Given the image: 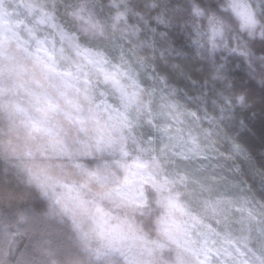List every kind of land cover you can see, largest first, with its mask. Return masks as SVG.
I'll use <instances>...</instances> for the list:
<instances>
[{"label": "snow or ice", "instance_id": "1", "mask_svg": "<svg viewBox=\"0 0 264 264\" xmlns=\"http://www.w3.org/2000/svg\"><path fill=\"white\" fill-rule=\"evenodd\" d=\"M12 3L0 0V32L16 38L33 61L30 69L12 67L15 87L0 75V120L55 134L62 141L57 147L63 161L55 170L29 165L31 147L0 144V155L50 202L47 218L41 217L21 203L13 184L0 181V238L10 247L18 236L34 234L37 244L53 249L44 264H64L61 257L76 245L86 247L95 264H264V162L258 165L238 143L241 131H251L249 122L238 118L227 98L210 99L215 93L205 91L206 82L167 63L186 52L203 55L264 85V29L257 33L264 0H184L187 24L174 29L163 17L146 20L124 0L75 5L15 0L9 11ZM65 6L84 28H98V18L124 24L156 58L133 63L135 49L123 41L113 50L89 45L79 28L62 18ZM225 24L230 26L227 42ZM67 53L94 64L125 103L111 105L107 88L85 80ZM122 81L131 89L143 86L152 101L133 149L122 130L130 126L128 108L137 103V94L125 91ZM24 85L26 102L19 99ZM205 122L200 136L185 129ZM221 136L226 159L242 157L257 186L248 185L238 164L225 168ZM146 199L160 207L156 235L134 229L131 235H113L106 229L108 205L140 208ZM202 208L221 211L225 228H199ZM57 216L71 229L60 238L49 223ZM84 217L96 226V247H88L92 233L82 230ZM177 217L188 219L179 223ZM0 264H5L3 252Z\"/></svg>", "mask_w": 264, "mask_h": 264}, {"label": "clouds", "instance_id": "2", "mask_svg": "<svg viewBox=\"0 0 264 264\" xmlns=\"http://www.w3.org/2000/svg\"><path fill=\"white\" fill-rule=\"evenodd\" d=\"M105 4L110 0H103ZM124 2L135 11L138 15L143 16L146 20H153L157 17H163L169 25L174 29L175 26H184L187 24L186 14L183 10L184 0H124ZM79 0H70V4H78ZM62 18L70 26L75 24L80 30V34L85 41L93 47L101 49L113 50L117 47V41H123L131 44L135 49L131 57L133 63L144 59H155L153 53L146 46H141L138 42V34H134L124 24H117L110 21H101L98 18L100 26L98 28H84L72 14L70 6L60 9ZM264 29V19L258 21L257 33ZM230 26L225 24V42H227V33ZM260 38V37H257ZM72 57L70 63L75 70L78 66L79 71L83 73L85 80L90 81L91 85L107 88L106 99L113 106H121L125 103L122 92L113 88L111 84H106L100 70L92 63L67 53ZM32 56L20 45L16 38L11 37L6 32H0V75H3L5 81H12L13 86H17L14 73L11 71L14 65H23L27 68L32 67ZM170 65H179L185 73L193 79L206 82L208 87L206 92H214L215 95L210 99L217 103L221 99L227 98L233 110L237 113L238 118L243 113L253 110L258 99H264V96L258 97L254 95V90L250 86L252 84L259 85L258 91L264 92V85L257 80L249 78L242 70L235 72L230 66L221 69L217 63L209 60L203 55H194L185 53L181 57H171L167 59ZM125 91L137 94V103L129 106L127 117L130 126L125 127L122 131L130 137L129 148L138 147L140 131L139 125L142 114L148 111L149 105L152 103L151 97L143 90V86L139 89H131L127 81H122ZM24 86H20V100L26 102L23 95ZM253 115L256 113L253 112ZM235 127V125H233ZM185 129L191 135L200 136L201 126L186 124ZM241 133V132H240ZM242 140L249 139L248 136H241ZM16 143L22 146L32 148V155L28 160L29 165H36L43 168L55 170L63 161V156L58 150V143L55 134L46 131L36 132L29 124H17L10 127L9 122L0 120V144ZM224 142L221 136L218 143ZM264 157V152L261 153ZM163 161L160 162L163 165ZM0 181L5 184L11 183L19 190V199L21 203L30 208L41 217L47 218L50 202L47 201L38 190L30 185L26 180L21 179L17 173L15 164L11 160H7L0 155ZM68 207L74 208L71 201H67ZM110 218L106 229L113 235L121 233L131 235V230L144 233H152L156 235L157 221L160 215V207L156 201L151 203L145 200L140 208H125L115 205H108ZM76 211H79L76 209ZM198 227L203 230H223L225 228L224 218L221 211H209L201 209L198 215ZM187 217H177L179 223H184ZM52 225V232L55 237L60 238L69 233L71 229L67 222L60 219L59 216L49 220ZM81 228L83 231L92 233V238L88 247H96L100 241L95 236L96 226L89 218L84 217ZM53 249L48 244H37L34 234L25 233L18 236L9 247L2 238H0V252H3L5 264H44ZM64 264H95L93 258L86 247L79 245L67 250L61 257ZM118 259V258H117ZM141 264H148L142 261Z\"/></svg>", "mask_w": 264, "mask_h": 264}, {"label": "trees", "instance_id": "3", "mask_svg": "<svg viewBox=\"0 0 264 264\" xmlns=\"http://www.w3.org/2000/svg\"><path fill=\"white\" fill-rule=\"evenodd\" d=\"M163 67V65H161ZM195 78V77H193ZM189 84L188 81H181V86L184 84ZM254 90V95L258 97L264 96V92L258 91L259 85L252 84L250 85ZM191 110H195L192 108ZM255 112L256 114L253 115L252 113ZM241 119H246L249 122V129L251 131L245 132L241 131V136H248L249 139L242 140L238 137V143H240L249 153L251 159L255 161L258 165L261 162H264V157L261 156V153L264 152V100L258 99V102L255 108L249 112H245L240 117ZM201 127H207V123L205 122ZM220 152L224 153V157L221 158V162L224 163L225 168L232 166L233 164H238L245 175L243 179L248 182L249 186H257L258 181H254L248 173V165L247 162L243 160L240 156H232L230 159H226L229 156V153L226 149L225 142L219 143L218 145Z\"/></svg>", "mask_w": 264, "mask_h": 264}, {"label": "rangeland", "instance_id": "4", "mask_svg": "<svg viewBox=\"0 0 264 264\" xmlns=\"http://www.w3.org/2000/svg\"><path fill=\"white\" fill-rule=\"evenodd\" d=\"M14 4H15V0H13V3L10 4V6H9V11H12V8L14 7Z\"/></svg>", "mask_w": 264, "mask_h": 264}]
</instances>
